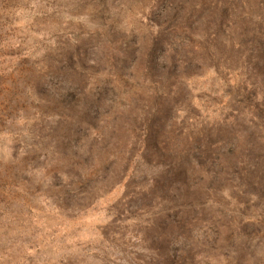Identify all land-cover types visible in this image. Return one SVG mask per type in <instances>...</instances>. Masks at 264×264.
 <instances>
[{"label": "rangeland", "instance_id": "rangeland-1", "mask_svg": "<svg viewBox=\"0 0 264 264\" xmlns=\"http://www.w3.org/2000/svg\"><path fill=\"white\" fill-rule=\"evenodd\" d=\"M165 1L0 0V264H264V0Z\"/></svg>", "mask_w": 264, "mask_h": 264}, {"label": "trees", "instance_id": "trees-1", "mask_svg": "<svg viewBox=\"0 0 264 264\" xmlns=\"http://www.w3.org/2000/svg\"><path fill=\"white\" fill-rule=\"evenodd\" d=\"M164 5H165V8H168V7L173 8L174 13L177 16L183 14V10H185L187 7L189 8L193 7L192 0H166ZM216 7H217V1L212 0L211 5L209 6V9L211 8V10H214Z\"/></svg>", "mask_w": 264, "mask_h": 264}]
</instances>
